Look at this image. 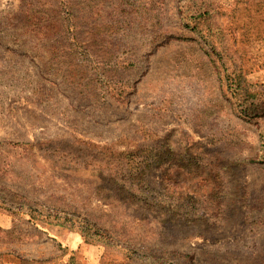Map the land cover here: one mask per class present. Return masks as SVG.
I'll return each mask as SVG.
<instances>
[{
    "label": "rangeland",
    "instance_id": "1",
    "mask_svg": "<svg viewBox=\"0 0 264 264\" xmlns=\"http://www.w3.org/2000/svg\"><path fill=\"white\" fill-rule=\"evenodd\" d=\"M78 1L63 57L0 0V264H264V0Z\"/></svg>",
    "mask_w": 264,
    "mask_h": 264
},
{
    "label": "trees",
    "instance_id": "2",
    "mask_svg": "<svg viewBox=\"0 0 264 264\" xmlns=\"http://www.w3.org/2000/svg\"><path fill=\"white\" fill-rule=\"evenodd\" d=\"M20 2V11L21 13L23 12L21 14L22 19L30 21L32 28H35L33 31H37L43 41L46 40L47 43H51L54 40L57 41L59 38L62 39V46L58 47L56 45L52 47L55 52H58V55L62 53L61 56H67L63 54L66 50L64 47L65 41H74L73 43L80 45V37L83 34H89V32L91 34L90 28L87 26V20L90 17L86 15L82 3L78 0H20ZM70 47L75 48L72 44H70ZM69 71H72L71 80L69 79L72 84L78 85L79 80L88 81V79L82 77V74L79 73L81 71L77 70L76 67L70 68ZM86 74L87 78L93 77L91 73ZM105 76L109 78L108 75ZM236 84L235 90L239 86L238 83ZM244 93L246 95L243 97V106L246 108L251 103H247L249 97L247 91H244ZM147 159L149 157L146 156L132 157L118 172L120 176L119 181L127 186L129 190L139 191L140 187L143 186V170L141 169L144 166H148ZM185 160H187V157L182 161L185 162Z\"/></svg>",
    "mask_w": 264,
    "mask_h": 264
}]
</instances>
